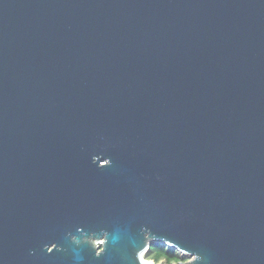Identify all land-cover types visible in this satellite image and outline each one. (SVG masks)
I'll list each match as a JSON object with an SVG mask.
<instances>
[{"label":"water","instance_id":"95a60500","mask_svg":"<svg viewBox=\"0 0 264 264\" xmlns=\"http://www.w3.org/2000/svg\"><path fill=\"white\" fill-rule=\"evenodd\" d=\"M264 264V0H0V264Z\"/></svg>","mask_w":264,"mask_h":264},{"label":"trees","instance_id":"16d2710c","mask_svg":"<svg viewBox=\"0 0 264 264\" xmlns=\"http://www.w3.org/2000/svg\"><path fill=\"white\" fill-rule=\"evenodd\" d=\"M147 260H153L156 263L165 261L166 264H172L179 260V253L161 244H154L146 253Z\"/></svg>","mask_w":264,"mask_h":264},{"label":"rangeland","instance_id":"374dc122","mask_svg":"<svg viewBox=\"0 0 264 264\" xmlns=\"http://www.w3.org/2000/svg\"><path fill=\"white\" fill-rule=\"evenodd\" d=\"M146 255L147 254H145V258H146ZM187 260H189V258L186 256V255H180L179 256V260L177 261V262H173V263H178L179 261H187ZM150 261H153V260H150ZM154 262V261H153ZM162 263H165V261L163 260V261H161ZM172 263V264H173Z\"/></svg>","mask_w":264,"mask_h":264},{"label":"flooded vegetation","instance_id":"af4514ba","mask_svg":"<svg viewBox=\"0 0 264 264\" xmlns=\"http://www.w3.org/2000/svg\"><path fill=\"white\" fill-rule=\"evenodd\" d=\"M177 262V261H176Z\"/></svg>","mask_w":264,"mask_h":264}]
</instances>
